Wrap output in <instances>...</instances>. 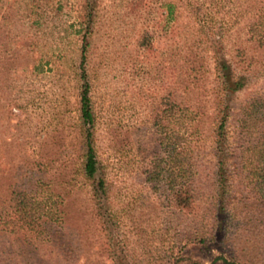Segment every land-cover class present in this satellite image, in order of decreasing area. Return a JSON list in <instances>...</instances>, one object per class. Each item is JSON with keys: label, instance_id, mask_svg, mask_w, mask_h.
Here are the masks:
<instances>
[{"label": "rangeland", "instance_id": "rangeland-1", "mask_svg": "<svg viewBox=\"0 0 264 264\" xmlns=\"http://www.w3.org/2000/svg\"><path fill=\"white\" fill-rule=\"evenodd\" d=\"M28 1L0 0V264H225L215 260L221 254L242 264H264V226L247 222L243 210L226 218V239L208 240L215 230L206 208L208 167L199 175L202 202L195 212L175 206L163 184L154 186L146 179V171L162 154L156 116L165 115L167 101L189 105L192 64L200 66L198 94L209 104L211 45L225 35L221 43L227 48L219 47V52L229 57L239 27L234 18L210 0H95L96 12L83 36L78 0H60L62 10L46 13L37 28L30 26ZM169 3L179 6L176 17L167 14ZM193 5L201 6L200 20L193 17ZM201 24L209 39L193 48L191 26L198 29ZM224 27L230 30L227 34ZM147 35L152 48L139 45ZM83 43L98 175L107 192L98 210L91 187L72 179L64 242L51 247L46 235L29 236L17 222L12 190L25 169L37 162L53 161L51 177L57 180L74 177L75 67ZM260 63L258 87L264 85ZM203 155L200 166H210L209 156Z\"/></svg>", "mask_w": 264, "mask_h": 264}, {"label": "trees", "instance_id": "trees-1", "mask_svg": "<svg viewBox=\"0 0 264 264\" xmlns=\"http://www.w3.org/2000/svg\"><path fill=\"white\" fill-rule=\"evenodd\" d=\"M61 3L60 0H29L26 5L30 26H41L48 12H60ZM210 3L213 7L220 5L239 25L235 38H231L235 43H231V54L226 57L219 52V47L220 50L227 48L221 43L225 35L213 44L211 41L214 75L208 105L198 94L200 66L197 69L196 64H192L189 105L173 99L167 101L165 115L156 116L154 124L161 129L162 154L146 171V179L154 186L163 184L170 191L175 206L195 212L201 209L202 202L199 175L208 167L210 201L206 208L215 228L210 231L208 240L217 239L220 243L226 239V218H230L231 213L243 210L247 222L264 226V85L258 87L255 82L261 69L256 66L257 62L264 66V59L257 53L264 54V0H210ZM96 7L95 0H78V30L83 32V36L90 30ZM178 7L176 3L167 4V14L172 17L175 13L176 17ZM191 10L194 19L200 20L201 6L193 5ZM203 26L201 24L200 29H194L196 25L191 26V47L196 48L204 38L209 39V33L204 32ZM228 30L224 27L225 34ZM204 33L205 37H202ZM138 42L140 46L153 47V40L148 35ZM80 50L79 64L75 67L79 87L78 115L74 124L78 133L74 177L63 176L57 180L51 177L53 161L37 162L25 169L12 190V208L17 222L23 225L29 236L46 235L51 247L64 242L65 205L73 187L69 186L72 179H76L81 187H91V197L98 210L103 206L102 196L107 192L103 177L98 175L95 114L86 70V44L83 43ZM196 57L192 58L197 60ZM246 90V95L240 97L239 93ZM172 120L174 125L171 126ZM203 136L205 140H202ZM204 152L209 156L210 166H200ZM25 177H29L28 181ZM217 259H222L225 264H242L238 260L227 259L223 254Z\"/></svg>", "mask_w": 264, "mask_h": 264}]
</instances>
